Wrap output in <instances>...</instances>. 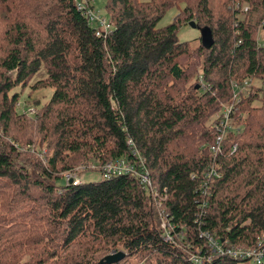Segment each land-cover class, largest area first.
<instances>
[{"label":"trees","instance_id":"16d2710c","mask_svg":"<svg viewBox=\"0 0 264 264\" xmlns=\"http://www.w3.org/2000/svg\"><path fill=\"white\" fill-rule=\"evenodd\" d=\"M76 1L0 0V264H252L207 236L264 243V0H104L101 35ZM28 86L52 89L33 115L16 106ZM138 157L150 192L132 173L57 183L76 158Z\"/></svg>","mask_w":264,"mask_h":264},{"label":"built area","instance_id":"2783aa9c","mask_svg":"<svg viewBox=\"0 0 264 264\" xmlns=\"http://www.w3.org/2000/svg\"><path fill=\"white\" fill-rule=\"evenodd\" d=\"M93 0H77L75 2L76 8L82 10L83 14L86 16V21L93 25L95 29L96 35L105 34L110 29V24L107 22L104 16H100L93 8L90 6L92 5ZM246 84V83H244ZM233 88V97L235 96V90L238 88L234 83H231ZM231 106L224 105L221 107L220 111L215 114L216 120L212 123L213 128L215 130V137L212 143L209 145V151L212 154H216L221 152L222 150V143L223 139L226 135V132L232 126L231 124V117H230ZM24 113L29 115L35 114V109H28L23 110ZM235 146L231 147V150H234ZM142 159L138 157V161L136 163L137 168L134 167V164L130 161L125 160L124 158H118L116 160L108 161L102 164V170L99 172L102 178H109L111 175H116L120 173H132L138 181L144 185V188L149 189L150 187V180L147 176V172L145 169L141 168ZM140 165V168H139ZM66 174V175H65ZM65 183H78L80 179L75 176L74 173L70 171H66L64 173ZM212 175H216L215 169L210 166L209 170L203 175V184L208 181ZM68 180V181H67ZM162 227L165 226L163 222L160 224ZM167 238V235H165ZM208 241L210 246L212 247V251L217 254L224 253L232 258H239V259H247L252 264H260L264 261V243L259 245L258 247L248 248V247H227L222 248L219 244H217L211 237H208ZM194 262H199L198 258L191 257Z\"/></svg>","mask_w":264,"mask_h":264},{"label":"rangeland","instance_id":"374dc122","mask_svg":"<svg viewBox=\"0 0 264 264\" xmlns=\"http://www.w3.org/2000/svg\"><path fill=\"white\" fill-rule=\"evenodd\" d=\"M93 9L100 15V16H105L104 12V0H93L92 2ZM181 8V5H180ZM180 10L179 8L176 9L175 7H170L167 9L162 17L159 19L157 22V27L163 26L168 24L169 22L172 21L173 17L177 14V11ZM193 20V19H190ZM188 20L184 21V24H181L176 31V36L179 41H189L191 45H195L198 41V37L200 36L199 29L197 27H191L190 25L187 24ZM261 32L258 29L256 32V37L260 38L261 40ZM40 74H37L32 81L30 82V85L37 80L40 77ZM52 92V89L50 87L44 86L41 88H37L35 90H32L30 86L24 88L21 91L20 98L18 99V102L16 106L19 108V111L23 112L24 109H28L29 107L32 109H35L34 113H37L40 110L41 106L44 105L48 100L49 96ZM29 103V106H25L24 104ZM215 115L213 116V118ZM212 118V119H213ZM236 125V123H235ZM38 147H40L39 144H37ZM43 150V149H42ZM79 157V156H78ZM74 165L60 173V178L57 180V183L59 185L64 184V173L66 171H70L75 174L78 179L82 181H92V180H97L100 177L99 172L102 170V164L98 163L96 160H81L76 158L74 160ZM104 164V163H103ZM68 181V180H67ZM121 264H138L137 260L134 258H131L127 263H121Z\"/></svg>","mask_w":264,"mask_h":264},{"label":"water","instance_id":"95a60500","mask_svg":"<svg viewBox=\"0 0 264 264\" xmlns=\"http://www.w3.org/2000/svg\"><path fill=\"white\" fill-rule=\"evenodd\" d=\"M188 25H190L191 27H197L199 29V32L203 35V30L196 26V24L193 22V21H188L187 22ZM208 37L207 34L204 35V38L206 39ZM125 256V253L120 251V250H117V251H112L106 255H104L100 260L99 262H103V263H115L119 260H121L123 257Z\"/></svg>","mask_w":264,"mask_h":264}]
</instances>
